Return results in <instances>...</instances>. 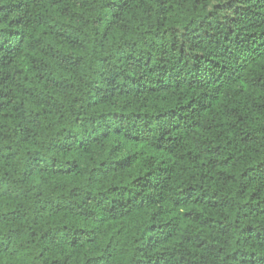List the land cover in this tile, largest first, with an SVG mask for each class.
Wrapping results in <instances>:
<instances>
[{
	"label": "trees",
	"instance_id": "trees-1",
	"mask_svg": "<svg viewBox=\"0 0 264 264\" xmlns=\"http://www.w3.org/2000/svg\"><path fill=\"white\" fill-rule=\"evenodd\" d=\"M0 264H264V0H0Z\"/></svg>",
	"mask_w": 264,
	"mask_h": 264
}]
</instances>
